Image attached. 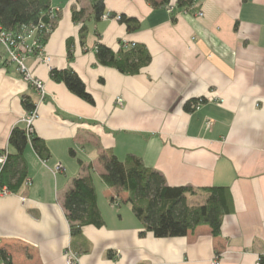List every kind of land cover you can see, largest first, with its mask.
Instances as JSON below:
<instances>
[{"label":"crops","instance_id":"0c3cea01","mask_svg":"<svg viewBox=\"0 0 264 264\" xmlns=\"http://www.w3.org/2000/svg\"><path fill=\"white\" fill-rule=\"evenodd\" d=\"M162 1L105 0V13L137 20L128 30L112 17L94 20L89 0H51L56 17L43 43L50 62L25 61L44 83L43 99L0 58V155L9 152L12 128L24 125L25 97L37 112L33 134L49 151L42 159L29 142L26 180L17 192L0 193V249L12 264H65L67 251L77 264L264 261V0H196L172 13ZM73 10L83 11L77 21ZM98 43L142 46L151 58L139 73H121L98 63ZM65 68L80 76L93 103L51 78L52 69ZM105 152L142 158L171 186L227 187L233 211L220 235L207 225L182 237L141 235L127 193L103 182ZM76 177L92 181L102 224L71 235L62 201ZM190 195L188 205L205 202V193Z\"/></svg>","mask_w":264,"mask_h":264},{"label":"trees","instance_id":"16d2710c","mask_svg":"<svg viewBox=\"0 0 264 264\" xmlns=\"http://www.w3.org/2000/svg\"><path fill=\"white\" fill-rule=\"evenodd\" d=\"M196 0H163L162 3H175L179 7L192 5ZM93 19L99 21L105 14V0H89ZM51 0H0V26L6 31L18 32L24 26L48 21ZM83 11L73 10V19L77 21ZM113 16V15H111ZM55 21V20H54ZM119 21L126 24L128 30L138 27L134 18L120 15ZM88 28L82 25L79 31L80 44L84 45ZM41 37L40 43L46 41ZM95 55L99 64L116 68L125 74H137L150 61L148 51L142 46L123 47L114 50L98 43ZM1 57H5L1 53ZM68 59H72L71 52ZM7 60V58H6ZM5 63H10L8 60ZM51 78L65 86L81 99L93 103L80 76L71 68L52 69ZM22 104L27 112L35 109L29 97L23 98ZM191 110V103L185 105ZM31 142L35 152L42 159H47L49 151L45 143L35 134L27 135L24 125L12 128L9 138L7 157L0 168V191L17 192L27 178V168L23 158L27 144ZM4 152V151H3ZM103 164V182L107 187L127 193L135 216L141 221L144 230L141 235L150 232L156 238L182 237L200 225L211 228L214 236H219L222 219L233 211V201L227 187L210 186L193 188L191 186H171L164 177L151 167H147L142 158L129 154L120 160L114 154L105 152L99 157ZM205 193V202L188 205L187 195ZM65 216L69 222L71 235H76L85 225L100 226L102 218L97 206V195L89 177H76L62 201ZM0 259L4 264H12L10 256L0 249ZM261 264L264 261L261 259Z\"/></svg>","mask_w":264,"mask_h":264},{"label":"built area","instance_id":"2783aa9c","mask_svg":"<svg viewBox=\"0 0 264 264\" xmlns=\"http://www.w3.org/2000/svg\"><path fill=\"white\" fill-rule=\"evenodd\" d=\"M175 6V3H167L165 7L167 12L172 13ZM196 14L201 16L203 13L198 11ZM55 17L56 12L55 10L51 9L47 22L39 20L35 24L24 26L16 33L6 31L0 26V46H2L5 50V57L10 63L15 64V68L21 75L22 79L25 82L31 84L37 90L42 99L45 95L44 83L31 75V72L26 66L25 61L28 55H35L38 58H41L43 63L47 65L49 64L50 57L43 53V45L40 43V40L43 35L46 36L52 31ZM110 17L118 20L120 18L119 15L111 16L108 13L103 15V18L105 19ZM118 101L121 102L120 99H118ZM36 118L37 112L34 109L31 112H27L25 117H23L21 120L24 123V128L28 136L33 133V122ZM211 124L212 120L206 121L207 127L211 126ZM6 157L7 151L2 152L0 155V164L5 162ZM56 168L59 169L60 166H57ZM2 193H7V191L2 190ZM77 259V255L75 253L71 251H67L65 253V264H77ZM260 261L261 259H258L256 264H260ZM219 263V258H215L212 261V264Z\"/></svg>","mask_w":264,"mask_h":264},{"label":"rangeland","instance_id":"374dc122","mask_svg":"<svg viewBox=\"0 0 264 264\" xmlns=\"http://www.w3.org/2000/svg\"><path fill=\"white\" fill-rule=\"evenodd\" d=\"M102 18H103V16H102ZM103 19H105V18H103ZM0 193H2V191H1ZM188 196H189V197H188ZM187 197H188V200L192 201V200H191V195H190V194H188Z\"/></svg>","mask_w":264,"mask_h":264}]
</instances>
